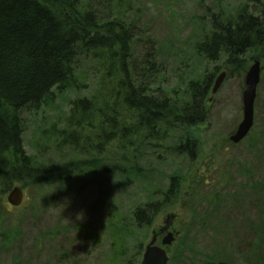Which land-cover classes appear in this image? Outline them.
I'll return each mask as SVG.
<instances>
[{
    "label": "rangeland",
    "instance_id": "1",
    "mask_svg": "<svg viewBox=\"0 0 264 264\" xmlns=\"http://www.w3.org/2000/svg\"><path fill=\"white\" fill-rule=\"evenodd\" d=\"M109 1L115 18L134 24L139 32L143 26L152 38L164 95L183 102L191 80L213 75L208 118L175 129L165 125L169 131L160 132V138L105 151L99 155L106 165L100 172L83 167L81 159L88 155L62 144V135L43 134L54 127L67 130L73 102L100 90L101 62L80 57L71 85L56 87L54 98L38 111L21 112L24 147L35 165L77 161L79 170L40 187L16 181L13 186L23 187L25 194L18 206L8 200L12 189L0 183V264H63L64 250L79 247L76 253L83 264H130L139 258L141 245L142 259L154 231L171 213L176 215L171 227L176 238L168 248L169 264H248L246 253H256L264 243V42L246 52L239 70L227 64L225 56L209 59L196 46L213 29L215 17H233L243 6L252 10L254 0ZM255 59L262 64L255 124L234 143L230 136L244 116L245 77ZM223 72L226 77L213 92ZM189 138L195 141L193 153L173 151ZM173 177L179 195L169 197ZM154 201L161 203V210L153 223L135 226L132 210ZM70 224L76 232L67 227Z\"/></svg>",
    "mask_w": 264,
    "mask_h": 264
},
{
    "label": "trees",
    "instance_id": "2",
    "mask_svg": "<svg viewBox=\"0 0 264 264\" xmlns=\"http://www.w3.org/2000/svg\"><path fill=\"white\" fill-rule=\"evenodd\" d=\"M105 3L0 0V183L4 189H11L16 181L45 186L52 179L62 181L79 170L77 161L36 166L24 147L21 112L38 111L54 98L56 87L71 85L80 57L101 62L100 90L94 97L73 102L67 130L57 131L54 127L43 134L62 135V144L88 155L81 159L83 167L100 172L99 168L106 166L99 157L101 153L127 150L133 143L140 145L160 138V132L168 128L193 126L208 118L213 75L207 73L202 79L191 80L187 100L170 99L159 89L162 67L152 38L145 35L143 26L139 32L134 24L115 18L110 12L112 1L107 0V6ZM254 3V9L243 6L233 17H215L213 29L196 46L199 53L213 60L225 56L226 63L239 70L246 52L264 42V2ZM194 147L195 141L189 138L173 151L193 153ZM175 184L173 177L169 197L179 195ZM160 210L159 201L139 205L132 210L131 220L139 228L149 226ZM67 227L77 231L73 224ZM139 248V258L130 264H140L143 245ZM79 249H65L63 264H83L84 259L77 256ZM246 262L264 263V243L256 253H246Z\"/></svg>",
    "mask_w": 264,
    "mask_h": 264
},
{
    "label": "water",
    "instance_id": "3",
    "mask_svg": "<svg viewBox=\"0 0 264 264\" xmlns=\"http://www.w3.org/2000/svg\"><path fill=\"white\" fill-rule=\"evenodd\" d=\"M226 72H223L216 80L213 92H217L221 87ZM262 78V64L259 59H255L247 71L245 77V89L243 93L244 104V116L235 133L231 134L230 140L232 142H241L252 130L255 124L256 116V101L258 97V87ZM10 202L13 205H20L24 199V191L20 186H15L9 196ZM176 215L171 213L165 219L164 225L159 229V232L154 231L152 240L146 245L143 252L142 260L140 264H169L170 254L168 247L173 244L176 236L171 227L174 223ZM166 232V235L162 238L161 243L158 242L159 233Z\"/></svg>",
    "mask_w": 264,
    "mask_h": 264
},
{
    "label": "flooded vegetation",
    "instance_id": "4",
    "mask_svg": "<svg viewBox=\"0 0 264 264\" xmlns=\"http://www.w3.org/2000/svg\"><path fill=\"white\" fill-rule=\"evenodd\" d=\"M161 234H164V233H161ZM161 234H160V235H161Z\"/></svg>",
    "mask_w": 264,
    "mask_h": 264
}]
</instances>
